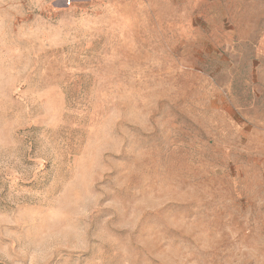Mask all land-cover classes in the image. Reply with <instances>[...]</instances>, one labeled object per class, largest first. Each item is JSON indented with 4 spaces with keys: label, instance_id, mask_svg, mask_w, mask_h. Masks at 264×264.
Returning <instances> with one entry per match:
<instances>
[{
    "label": "rangeland",
    "instance_id": "374dc122",
    "mask_svg": "<svg viewBox=\"0 0 264 264\" xmlns=\"http://www.w3.org/2000/svg\"><path fill=\"white\" fill-rule=\"evenodd\" d=\"M0 264H264V0H0Z\"/></svg>",
    "mask_w": 264,
    "mask_h": 264
}]
</instances>
